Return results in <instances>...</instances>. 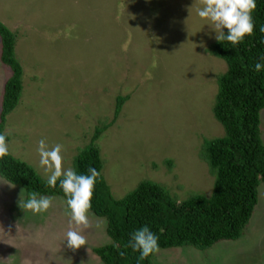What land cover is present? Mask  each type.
I'll use <instances>...</instances> for the list:
<instances>
[{"label": "rangeland", "instance_id": "1", "mask_svg": "<svg viewBox=\"0 0 264 264\" xmlns=\"http://www.w3.org/2000/svg\"><path fill=\"white\" fill-rule=\"evenodd\" d=\"M199 0H0V23L16 36L23 92L7 116L9 154L47 180L38 142L64 145L73 168L97 128L102 175L116 200L145 181L179 202L210 197L216 172L204 144L225 137L213 108L227 64L211 49L214 26L196 12ZM224 29V32H227ZM203 45V46H202ZM0 119L10 68L1 59ZM264 143V110L261 113ZM249 226L237 241L207 251L160 250L152 264H264V183ZM26 191L0 178V264H102L95 248L111 242L107 221L89 214L87 244L66 246V200L52 197L42 214L23 210Z\"/></svg>", "mask_w": 264, "mask_h": 264}, {"label": "trees", "instance_id": "2", "mask_svg": "<svg viewBox=\"0 0 264 264\" xmlns=\"http://www.w3.org/2000/svg\"><path fill=\"white\" fill-rule=\"evenodd\" d=\"M252 13L253 35L242 43L217 42L211 53L227 64L226 73L218 79V94L213 113L222 125L225 137L206 141L204 156L216 172L214 191L210 197L196 195L185 201L174 199L161 185L145 181L121 200L113 198L102 175V160L96 142L111 127L121 113L127 98H119L114 120L97 128L90 145L74 161L77 174L88 173L89 167L100 172L90 214L107 221L106 233L111 242L95 248L102 264H152L150 255L138 260L139 252L126 247L133 232L148 226L158 236L160 250L194 247L200 251L212 249L224 241L239 240L249 226L258 205V189L264 183V143L261 138V113L264 110V70L256 72L254 65L264 56V0H256ZM227 34V32H225ZM1 59L12 75L5 85L0 119V134L5 135L6 118L19 105L23 92V68L16 57L17 36L0 23ZM8 142V138L6 137ZM0 178L29 193L60 197L62 189L51 188L27 163L8 154L0 159ZM69 210V209H68ZM119 245V249L115 247ZM119 252H125L122 258Z\"/></svg>", "mask_w": 264, "mask_h": 264}, {"label": "clouds", "instance_id": "3", "mask_svg": "<svg viewBox=\"0 0 264 264\" xmlns=\"http://www.w3.org/2000/svg\"><path fill=\"white\" fill-rule=\"evenodd\" d=\"M201 7L196 9L197 15L202 20L209 21L216 33L215 39L218 42L228 41L233 45L243 42L246 36L253 35L255 22L252 13L256 9V0H199ZM224 29H227L225 34ZM260 31L264 33V26ZM203 46V45H202ZM264 61V56L261 57ZM254 70H264V63L256 62ZM64 145L56 143L51 147L45 139L38 142L36 149L40 159L39 165L47 175V185L51 188L57 186L62 189L69 209V227L66 232V246L75 251L87 244L83 230L92 227L89 214L92 208V198L95 185L100 177V172L89 167L90 174H77L73 168H64ZM9 154V146L6 136L0 134V159ZM52 197L40 195L33 191L29 193L26 202L19 201L23 210H29L33 214H42L52 206ZM119 249V245H115ZM126 247H131L134 252H139L138 260H144L150 255L160 251L158 236L151 232L148 226H142L133 232ZM123 258L125 252H119Z\"/></svg>", "mask_w": 264, "mask_h": 264}]
</instances>
